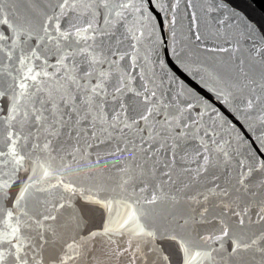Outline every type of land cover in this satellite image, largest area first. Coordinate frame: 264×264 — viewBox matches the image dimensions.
Returning <instances> with one entry per match:
<instances>
[{"label": "snow or ice", "instance_id": "1", "mask_svg": "<svg viewBox=\"0 0 264 264\" xmlns=\"http://www.w3.org/2000/svg\"><path fill=\"white\" fill-rule=\"evenodd\" d=\"M213 7L192 48L152 0H0V264H264V30Z\"/></svg>", "mask_w": 264, "mask_h": 264}, {"label": "water", "instance_id": "2", "mask_svg": "<svg viewBox=\"0 0 264 264\" xmlns=\"http://www.w3.org/2000/svg\"><path fill=\"white\" fill-rule=\"evenodd\" d=\"M152 3L156 5V8L160 9L157 17L163 18V30L159 27L156 29L155 36L157 41L165 40L170 47L174 43L178 47L183 43L195 48L200 43V41H195V32H200L203 37H207L209 25L205 9L213 3V0H181L178 7L175 5V0H152ZM170 5L171 7H169ZM217 8H219V11H217ZM221 11L223 12V18H231L232 27L230 31L234 35H239L248 25L253 29L264 30V0H214L213 14L219 16ZM193 14L196 16L195 20L192 19ZM173 16L176 21L174 26L169 23ZM153 23L155 24L156 21H153ZM173 32H175V38L172 36ZM160 47L162 49L163 46L161 45ZM161 57H163L162 51ZM209 95L213 96V100L222 113L226 115V118H234L243 124V127L253 137L260 134L259 128L256 131L249 128L248 124L244 123L243 116L217 100L214 93H209ZM221 131L227 138L229 133L223 129ZM237 131H240V129L238 128ZM97 227H102V223L99 220ZM137 264H140V262L137 261ZM173 264H175L174 261Z\"/></svg>", "mask_w": 264, "mask_h": 264}]
</instances>
